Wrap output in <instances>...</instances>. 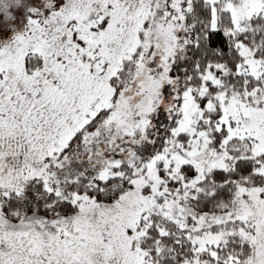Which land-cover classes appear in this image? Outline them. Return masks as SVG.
Returning <instances> with one entry per match:
<instances>
[{
    "label": "snow or ice",
    "instance_id": "1",
    "mask_svg": "<svg viewBox=\"0 0 264 264\" xmlns=\"http://www.w3.org/2000/svg\"><path fill=\"white\" fill-rule=\"evenodd\" d=\"M0 264H264V0H0Z\"/></svg>",
    "mask_w": 264,
    "mask_h": 264
}]
</instances>
